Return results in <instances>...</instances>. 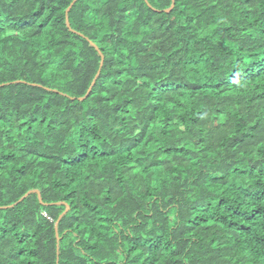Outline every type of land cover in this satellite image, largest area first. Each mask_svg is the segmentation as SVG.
<instances>
[{
  "label": "trees",
  "instance_id": "16d2710c",
  "mask_svg": "<svg viewBox=\"0 0 264 264\" xmlns=\"http://www.w3.org/2000/svg\"><path fill=\"white\" fill-rule=\"evenodd\" d=\"M73 2L0 0V264H264V0Z\"/></svg>",
  "mask_w": 264,
  "mask_h": 264
},
{
  "label": "water",
  "instance_id": "95a60500",
  "mask_svg": "<svg viewBox=\"0 0 264 264\" xmlns=\"http://www.w3.org/2000/svg\"><path fill=\"white\" fill-rule=\"evenodd\" d=\"M76 1H77V0H74V2H73V3L71 4V6L68 8V10H67V18H68L69 10L71 9L72 5H73ZM167 11H170V9H168ZM68 23H69V19H68ZM102 59L104 60V57H103ZM93 84H94V83H93ZM91 89H92V88H91ZM31 193H38V194H39V197H40V200H42V199H41V193H40L39 191H37V190H32V191L28 192L24 197L29 196ZM68 211H69V207L67 208V211L64 212V213L60 216L59 220H58L57 223H56L57 234H58V225H59V222H60V220L62 219V217H63ZM58 241H60L59 236H58Z\"/></svg>",
  "mask_w": 264,
  "mask_h": 264
},
{
  "label": "rangeland",
  "instance_id": "374dc122",
  "mask_svg": "<svg viewBox=\"0 0 264 264\" xmlns=\"http://www.w3.org/2000/svg\"><path fill=\"white\" fill-rule=\"evenodd\" d=\"M67 211V209L65 210V212Z\"/></svg>",
  "mask_w": 264,
  "mask_h": 264
}]
</instances>
